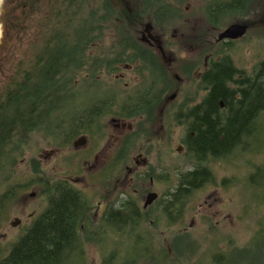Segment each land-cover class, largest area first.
Segmentation results:
<instances>
[{
	"label": "flooded vegetation",
	"instance_id": "flooded-vegetation-1",
	"mask_svg": "<svg viewBox=\"0 0 264 264\" xmlns=\"http://www.w3.org/2000/svg\"><path fill=\"white\" fill-rule=\"evenodd\" d=\"M186 1L157 2L170 7L159 11L140 9L132 32L87 33L102 40L91 42L96 46L74 81L80 88L67 96L82 110L74 137L56 136L52 91H39L37 84L44 81H34L33 92L41 93L42 101L32 112L31 133L16 144L17 158L8 160L12 152H0V162H23L29 169L25 174L36 179L39 189L29 196L43 201L27 220L18 217L26 226L49 205L50 198L39 194L45 183L65 181L79 192L65 201L68 232L52 241L58 246L51 248L55 264H146L171 258L195 264L198 257L205 264H231L230 232L238 227L230 223L227 180L216 167L242 162V129L232 143L228 136L217 147L212 136L214 127L224 130L221 123L242 116V96L254 92L263 75L254 68L257 63L242 66L245 36L220 39L231 22L214 30L216 21L207 20L214 31L203 30L189 17ZM184 24L190 35L184 42L192 47L180 48L177 27ZM120 34L131 37L126 47H110ZM97 54L102 62H94ZM25 150L33 152L30 158ZM184 171L197 172L200 184L184 185ZM202 198L207 212L200 208ZM24 200L23 194L18 203Z\"/></svg>",
	"mask_w": 264,
	"mask_h": 264
},
{
	"label": "trees",
	"instance_id": "trees-1",
	"mask_svg": "<svg viewBox=\"0 0 264 264\" xmlns=\"http://www.w3.org/2000/svg\"><path fill=\"white\" fill-rule=\"evenodd\" d=\"M117 1V5L113 4V0H23L21 4L17 0L4 1L0 76L2 77L5 69L9 73L4 77L6 82L0 84V152H12L8 160L12 161L19 156L15 153L16 144L30 135L34 118L32 112L35 104L42 101L39 97L41 93L36 95L33 92L34 81H44L37 84L39 91L48 87L52 91L56 136L74 137L82 110L79 102L69 104L67 96L73 95L80 88V84L74 82L81 72L80 65L87 61L89 49L96 46L91 45V42L101 39L87 33L111 28L119 33L132 32L140 22V9L159 11L161 8H170L167 5L157 6V2L163 0H137L143 1L137 12L136 0L133 3ZM150 1L151 4L148 3ZM253 1L209 0L204 7L205 15L207 20L216 21L218 25L223 24L228 17L250 23L244 15L252 10L255 15L264 12V0H257L260 7L255 9L251 7ZM116 39L117 43L110 44V47L125 48L131 37L120 34ZM242 44H247V41L243 40ZM102 61L101 55L97 54L94 62ZM257 68L263 76L254 92L242 96V116L238 114L235 118L237 121L230 122L229 127L224 130H216L214 127L212 143L215 147L225 143L228 136L232 143L241 129L243 133L248 123L264 119V59ZM90 72H97V69ZM19 79L22 84L18 83ZM219 88H222V84ZM121 104L126 103L122 101ZM257 107H262L263 110L251 120ZM56 145H60V142L57 141ZM15 166L16 162H0L1 216L4 208L12 206L13 201L29 184L28 180L30 181L23 175H17ZM32 169L35 173L39 172L35 165ZM196 175L197 172L184 171V185L200 184ZM184 185L183 190L187 191ZM39 194L50 198L48 207L11 247L10 252L5 257H0V264L55 262L51 248L58 246L52 241L60 239L68 232L65 201L69 194L74 199L78 198L79 192L65 181H56L45 183Z\"/></svg>",
	"mask_w": 264,
	"mask_h": 264
},
{
	"label": "rangeland",
	"instance_id": "rangeland-1",
	"mask_svg": "<svg viewBox=\"0 0 264 264\" xmlns=\"http://www.w3.org/2000/svg\"><path fill=\"white\" fill-rule=\"evenodd\" d=\"M5 0H3L4 3ZM19 4L23 0H17ZM208 0H187L189 11L187 13L191 14L189 17L193 21H197L199 26L203 30H216L222 28L226 23L230 22L231 18L225 19V25H217L214 30L209 27V23L206 19L205 12L203 8L207 5ZM132 3V1H130ZM139 4V1H135ZM259 1L254 0L252 8L260 7ZM92 3H90L91 5ZM166 12L173 13V9H169ZM5 9L1 7L0 10V25H1V37L0 43L2 42L3 36V23ZM182 13V12H181ZM185 13V12H184ZM193 15V16H192ZM246 19H249L250 30L246 35L247 44L244 45L242 49V66H247L251 68L256 63H260L264 59V12L263 14L255 15L253 10L249 14L244 15ZM197 23L193 25L197 26ZM185 25H178L179 39L183 43L180 48L192 47V45L186 44L184 41L190 38V35L185 28ZM110 30V29H108ZM111 30H114L111 28ZM183 33V35H182ZM199 40H202L201 37ZM236 47L240 45H235ZM261 46V47H260ZM257 65L254 67L256 68ZM9 73L8 70H4L2 77L0 76V81H5L4 77ZM25 156L30 158V154L33 152L31 150H25ZM234 157V156H232ZM242 162H225L217 165L216 169L220 177H226L227 195L225 198L228 204H230V223L236 224V230H231V248L230 254L232 257L231 264H264V119L259 121H252L246 125V128L242 133V154L238 157ZM29 163V162H28ZM16 174L23 175L29 178L24 171H29V169L23 164V162H16ZM187 169V168H186ZM29 185L26 186L25 192L27 200L20 202L23 194H21L15 201H13L12 206H6L3 210V216L0 215V257H5L12 245H14L20 237L26 233L29 226L20 223L18 226H12L11 222L15 217H21L23 220H27L28 213L32 212L35 206L43 201L41 197L36 195L35 197H30V192L38 191L36 185V179L29 178ZM27 181V179H26ZM31 182V183H30ZM29 193V194H28ZM203 199V198H202ZM200 207L203 211H208L207 205L203 204ZM199 207V203L195 204V208ZM238 223H240L238 225ZM238 225V226H237ZM242 249L246 250L242 252ZM236 256V257H235ZM146 264H177L174 258L168 259L166 261L156 260L154 263ZM195 264H205L201 261V257H198Z\"/></svg>",
	"mask_w": 264,
	"mask_h": 264
},
{
	"label": "water",
	"instance_id": "water-1",
	"mask_svg": "<svg viewBox=\"0 0 264 264\" xmlns=\"http://www.w3.org/2000/svg\"><path fill=\"white\" fill-rule=\"evenodd\" d=\"M248 30V25L246 23L232 24L225 28L220 34V39H237L243 37ZM30 195H34V192H31ZM20 219L18 217L14 218L12 221L13 226L20 224Z\"/></svg>",
	"mask_w": 264,
	"mask_h": 264
},
{
	"label": "bare ground",
	"instance_id": "bare-ground-1",
	"mask_svg": "<svg viewBox=\"0 0 264 264\" xmlns=\"http://www.w3.org/2000/svg\"><path fill=\"white\" fill-rule=\"evenodd\" d=\"M2 4H3V0H0V10H1V7H2ZM232 20L230 21L232 24H238L237 23V20L238 19H234V18H231ZM229 22V23H230ZM231 24V25H232ZM1 33H2V31H1V25H0V37H1ZM263 110V108L262 107H257L256 108V112L254 113V115H252V117H251V120H254L256 117H257V115H258V113H260L261 111ZM229 127V123H221V128H228ZM55 263H57V261H55V262H52L51 264H55Z\"/></svg>",
	"mask_w": 264,
	"mask_h": 264
}]
</instances>
